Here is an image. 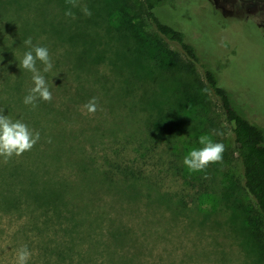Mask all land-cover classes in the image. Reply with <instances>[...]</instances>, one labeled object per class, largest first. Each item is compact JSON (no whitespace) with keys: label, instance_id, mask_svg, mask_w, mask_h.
<instances>
[{"label":"trees","instance_id":"trees-1","mask_svg":"<svg viewBox=\"0 0 264 264\" xmlns=\"http://www.w3.org/2000/svg\"><path fill=\"white\" fill-rule=\"evenodd\" d=\"M77 2L80 6L86 5L92 14L87 16L81 7H75L71 9L75 18L66 16L65 12L70 7L66 0H0V33L9 29L1 40L5 39L3 43L6 45L0 48V62L5 64L6 77L16 80L15 75L21 73L14 62L21 60L29 50L23 44L29 37L33 45L47 47L51 60L55 61L54 68L47 73L42 72L46 81L55 69L62 71L63 66H67L64 58L75 55L76 63L81 61L78 65L72 62L71 69L82 65L91 69L96 61L102 59L101 53L105 56L107 52L113 54V58L108 57L109 63L114 65L124 61L131 75L123 91L129 93L137 83L139 87L146 86L143 95L152 108H147L149 112L144 117L145 124L134 135H143L146 141L141 147L146 150L147 142L151 147L148 151H152L154 144L166 133L172 136L181 133L195 142L202 133L207 134L194 124V112L198 108L207 109L204 108L205 87L200 85L195 75L196 67L201 66L206 82L218 97L230 126L232 142L242 165L243 188L254 199L258 212L264 218V128L252 123L241 111L230 91L221 85L218 69L201 63L195 45L189 42L185 33L160 19L157 10L165 5L166 0ZM30 8L41 12L37 27L20 21L21 14ZM149 24L154 27V32L147 31ZM99 30L106 33L101 35ZM99 42L104 45L101 50ZM171 43L183 51L185 60L171 50ZM58 45L64 51L60 57L54 58ZM37 67L43 69L39 61ZM24 72L14 92L16 101H23V94H28V90L34 87L32 73ZM68 83L65 78L59 85L67 89ZM153 83H158L160 91L150 95L149 87ZM49 84L52 97L59 98ZM78 89L85 92L82 85ZM86 95V99L92 98V90ZM80 98L85 100L82 96ZM49 147L52 146L39 142L30 151L13 156L8 162L0 157V215L4 211L14 214L23 210L34 211L32 226L36 227L38 240H23L28 249L34 244L39 249V253L32 254L31 258L34 260L36 257L38 260L34 261L40 260L42 264L97 263L99 259L101 264H165V255L161 251H148L138 245L140 239H146L150 234L142 229L133 230V226L127 224L128 219L119 214L124 204H119L116 194H136L144 190L146 193L139 199L141 206L147 207L148 202L143 200L146 197L167 207L177 206L178 210L188 209L183 198L163 190L158 179L153 178L160 175L154 172L148 175L140 166L123 163L105 154L99 156L95 154L94 145L86 148L78 143L71 144L72 150L84 153V158L80 161L77 157L71 158L74 161L69 160L70 173L61 179L62 176L51 171L53 163L48 160ZM59 180H65L67 184L60 185ZM132 193L128 195L133 196ZM217 206L218 200L214 209ZM5 228L0 227V231L4 233ZM25 230H29L28 226L20 227L13 238L17 239ZM51 230L53 235H44L45 231ZM60 232L73 234L74 237L71 240L58 239L56 235ZM245 235L247 238H244L243 244L246 250L260 264H264V243L259 233L249 228ZM79 241L88 244L85 252L76 245Z\"/></svg>","mask_w":264,"mask_h":264},{"label":"rangeland","instance_id":"rangeland-1","mask_svg":"<svg viewBox=\"0 0 264 264\" xmlns=\"http://www.w3.org/2000/svg\"><path fill=\"white\" fill-rule=\"evenodd\" d=\"M224 10L225 13L218 12L207 0H166L157 13L163 22L185 33L189 42L195 45L201 63L218 69L221 85L230 91L241 111L252 123L264 128V38L251 26L241 31V26H246L247 22L241 24V20L231 17L227 8ZM3 17L7 19L6 15ZM37 20H41L39 9L30 8L21 14L22 23L30 22L37 27ZM146 29L149 32L155 30L150 24ZM7 31L9 29L1 30L0 48L6 45L3 43L5 39L1 40ZM99 33L104 35L106 32L99 30ZM61 45L56 47L54 58L63 53ZM98 45L99 50L103 49V44L99 42ZM170 48L181 60L186 59L176 44L171 43ZM100 55L102 59L96 61L91 69L86 65L71 69L72 62L77 64L81 61L76 63L75 55L64 58L67 66H63L62 71L55 69L52 76L46 77L48 87L51 83L59 98L53 97L51 104L41 100L35 109L23 101L15 100V89L20 78H23V72L26 74L27 70L22 71L19 61L14 62L21 73L17 72L16 80H12L6 77L5 64L0 62V109H4L3 115H8L14 121L21 119L34 131H39L38 143L52 146L49 147L48 160L53 163L51 171L62 176L61 179L70 173L69 168L74 161L71 158L77 157L78 161L84 158V153L72 150L73 143L86 148L94 145L95 154L99 156L105 154L123 163L140 166L148 175L152 172L160 175L153 178L158 179L166 192L179 194L188 209L181 210L179 207L178 210L174 205L167 207L146 197L143 200L150 205L141 206L139 199L146 193L144 190L136 194L121 192L116 197L119 204H124L119 214L128 219L127 224L133 226V230L142 229L150 234L146 239H138V245L148 251H161L165 255V264H260L246 250L243 240L247 238L246 232L252 228L259 233L264 243V218L258 212L254 199L243 188L242 165L232 142L230 126L218 97L206 82L204 69L196 67L195 75L200 85L205 87L204 108L207 109L204 111L198 108L194 112V124L204 129L214 142L223 143L225 151L222 162L210 164L203 171L191 172L184 165L183 159L192 148H200L202 145L198 141H190L181 133L177 136L166 133L154 144L152 151H148L151 147L147 142L146 150L141 147L146 141L144 136L134 134L145 124L144 117L149 112L147 108H152L143 95L146 86L139 87L137 83L129 93L123 91L131 77L124 61L113 65L108 60V57L113 58V54L107 52L106 56L102 53ZM52 64L54 68V59ZM65 78L69 81L67 89L59 85ZM79 85L85 87V92L78 89ZM149 88L150 95L160 91L158 83H153ZM89 90H92V98L98 100L95 114H88L83 108L92 99H86ZM26 95L23 94L24 97ZM146 139L150 141L148 137ZM59 181L60 185L67 184L65 180ZM213 199L218 200L216 209V201ZM4 212L0 215V227H6L4 233L0 231V264H16L18 249L26 245L23 240H38L36 227L32 226L35 214L32 209L23 210L19 214ZM25 226L29 230L14 239L17 230ZM52 232L45 231L44 235H53ZM56 236L63 240L74 237L73 234L63 232ZM76 245L83 252L88 247L87 243L80 241ZM29 250L32 254L39 253L35 244ZM34 260L30 258L29 264H42V261ZM101 263L99 259L97 263L84 264Z\"/></svg>","mask_w":264,"mask_h":264},{"label":"clouds","instance_id":"clouds-1","mask_svg":"<svg viewBox=\"0 0 264 264\" xmlns=\"http://www.w3.org/2000/svg\"><path fill=\"white\" fill-rule=\"evenodd\" d=\"M70 7L66 10L65 15L75 18V13L71 10L75 7H81L85 15L90 16L92 13L84 5L80 6L77 0H66ZM28 47V51L23 54L19 60V67L32 73L34 87L28 90L24 97V104L31 105L33 109L38 107L37 101L42 99L46 102L52 101V93L48 87L45 76L42 74L49 72L52 67V60L49 50L45 46L33 45L31 37L23 41ZM43 65V69L37 67V62ZM83 108L88 114H95L98 110V100L93 97ZM4 109H0V157L4 162H8L13 156H21L26 151H30L40 140L39 131H34L21 119L12 120L8 115H3ZM218 135L221 133H217ZM49 142H51L49 140ZM202 145L200 148H192L184 157L183 163L191 172L203 171L210 164L222 162L225 145L220 142H214L211 136L204 134L198 139ZM32 253L27 245L18 249L16 254V264H28Z\"/></svg>","mask_w":264,"mask_h":264},{"label":"flooded vegetation","instance_id":"flooded-vegetation-1","mask_svg":"<svg viewBox=\"0 0 264 264\" xmlns=\"http://www.w3.org/2000/svg\"><path fill=\"white\" fill-rule=\"evenodd\" d=\"M214 9L220 13H225L227 8L231 17L236 20L247 22V25L241 26V31L253 27L258 30L261 38H264V0H207ZM219 2L221 5H219ZM249 24V25H248ZM238 25V24H237ZM243 28V29H242Z\"/></svg>","mask_w":264,"mask_h":264}]
</instances>
